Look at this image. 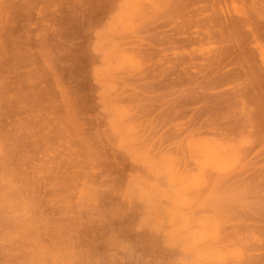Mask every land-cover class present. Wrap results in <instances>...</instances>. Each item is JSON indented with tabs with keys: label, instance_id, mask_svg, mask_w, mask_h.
Instances as JSON below:
<instances>
[{
	"label": "rangeland",
	"instance_id": "obj_1",
	"mask_svg": "<svg viewBox=\"0 0 264 264\" xmlns=\"http://www.w3.org/2000/svg\"><path fill=\"white\" fill-rule=\"evenodd\" d=\"M0 56V264H264V0H0Z\"/></svg>",
	"mask_w": 264,
	"mask_h": 264
},
{
	"label": "bare ground",
	"instance_id": "obj_2",
	"mask_svg": "<svg viewBox=\"0 0 264 264\" xmlns=\"http://www.w3.org/2000/svg\"><path fill=\"white\" fill-rule=\"evenodd\" d=\"M92 2V1H91ZM84 3V2H83ZM93 6V5H92ZM96 8V7H95ZM94 9V8H93ZM100 9V8H99ZM63 10V9H62ZM92 10V9H91ZM63 14V13H62ZM70 15V14H69ZM70 17V16H69ZM65 18H66V16H65ZM12 36V35H11ZM48 40V39H47ZM53 47V46H52ZM1 57V56H0ZM1 59V58H0ZM47 59V58H46ZM120 103V102H119ZM113 121V120H112ZM122 123V122H121ZM115 126V125H114ZM116 128V129H115ZM114 129L116 130V131H121V130H123L121 127H120V125H116L115 127H114ZM130 152V151H129ZM93 159V158H92ZM134 159L135 160H141V156H138L135 152H134ZM98 160V159H97ZM76 164V163H75ZM119 212V211H118ZM114 213V212H113ZM117 214V213H116ZM123 219V218H122Z\"/></svg>",
	"mask_w": 264,
	"mask_h": 264
}]
</instances>
